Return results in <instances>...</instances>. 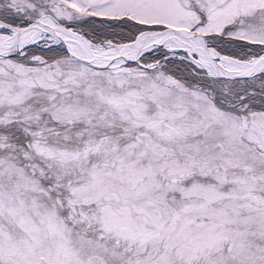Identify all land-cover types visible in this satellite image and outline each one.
I'll return each mask as SVG.
<instances>
[{"label": "snow or ice", "instance_id": "1", "mask_svg": "<svg viewBox=\"0 0 264 264\" xmlns=\"http://www.w3.org/2000/svg\"><path fill=\"white\" fill-rule=\"evenodd\" d=\"M0 264H264V0H0Z\"/></svg>", "mask_w": 264, "mask_h": 264}]
</instances>
